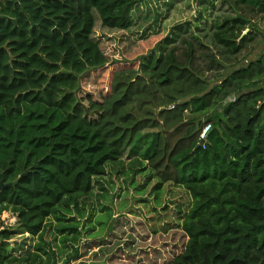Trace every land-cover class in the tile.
I'll use <instances>...</instances> for the list:
<instances>
[{
  "label": "trees",
  "instance_id": "obj_1",
  "mask_svg": "<svg viewBox=\"0 0 264 264\" xmlns=\"http://www.w3.org/2000/svg\"><path fill=\"white\" fill-rule=\"evenodd\" d=\"M180 2L0 0V264H48L73 241L68 263L96 208L113 215L115 179L165 202L151 229L170 220L188 238L170 264H264V50L246 52L264 0H197L219 13L212 34L186 21L164 36ZM150 22L151 52L110 60L98 28ZM107 71L106 91H87ZM23 234L35 251L16 255Z\"/></svg>",
  "mask_w": 264,
  "mask_h": 264
},
{
  "label": "rangeland",
  "instance_id": "obj_2",
  "mask_svg": "<svg viewBox=\"0 0 264 264\" xmlns=\"http://www.w3.org/2000/svg\"><path fill=\"white\" fill-rule=\"evenodd\" d=\"M201 13L203 14L202 23L195 24L194 21L197 17H201ZM217 15L219 13L211 7H206L203 10L197 0H181L178 6H175L171 16L169 15V18L163 20L160 30L163 31L164 36L172 37L178 30L177 27L188 21L193 22L191 25L193 31L199 32L193 29V27L199 26L204 29V32H199L201 35L204 33L211 35L212 27L217 22ZM150 25L151 22L142 29H132L127 33L98 28L97 36H101V41L110 60L124 63L139 55H144L148 51L151 52L155 44L162 38L161 36L142 40L146 38L144 30L148 29L147 26ZM259 29L263 32L258 34V41L251 44L246 51L250 52L252 59L257 58L264 50V22L259 25ZM248 31L249 29L245 30L244 34H247ZM158 54L159 50L153 55L156 57ZM116 66L114 65V67ZM101 74L99 79L92 78V80L94 79L92 88H87V91L96 94L106 91L110 71ZM214 76L216 77L214 72L208 73V78L211 80L214 79ZM140 154L143 155L144 151H140ZM115 187L111 196L112 202L110 199L106 204L114 209L113 215L109 216L108 211L103 212L96 208L95 215L87 218V221L83 223L84 228L80 230L81 238L76 245L79 254L67 263V260L73 255L72 249L75 246H70L73 241L69 242L68 247L59 242L54 247L57 250V257H52L48 264H170L176 255L183 252L188 238L181 228L174 226V222L168 220L169 224H166L165 220L162 222L163 227L159 226L157 232L151 229L148 218L151 215L157 217L158 212L150 214L148 212L154 210V207L160 211L165 202H162V206H157L153 197H150L151 195L139 196L132 188L127 190L123 182L116 179ZM126 191H128L127 194ZM126 195L129 197L128 201H125ZM169 198L167 196V199ZM176 198L173 197L170 201H174ZM146 201L147 207L143 204ZM100 217L103 222L105 221L104 227L97 222ZM2 219L5 226H14L17 221V217L10 212H4ZM90 224H94L95 227L90 228ZM88 228L91 229L90 232L86 231ZM166 228L167 230H165ZM37 241L36 237L28 234L16 235L11 239V250L16 255L34 252ZM42 257L47 261V256Z\"/></svg>",
  "mask_w": 264,
  "mask_h": 264
},
{
  "label": "built area",
  "instance_id": "obj_3",
  "mask_svg": "<svg viewBox=\"0 0 264 264\" xmlns=\"http://www.w3.org/2000/svg\"><path fill=\"white\" fill-rule=\"evenodd\" d=\"M210 130H211V125H210V124L207 125V126L204 128V130H203V132H202V135H201V138H202L203 141L206 139V137H207V135H208V133H209Z\"/></svg>",
  "mask_w": 264,
  "mask_h": 264
},
{
  "label": "water",
  "instance_id": "obj_4",
  "mask_svg": "<svg viewBox=\"0 0 264 264\" xmlns=\"http://www.w3.org/2000/svg\"><path fill=\"white\" fill-rule=\"evenodd\" d=\"M9 184H3V183H1L0 184V192L6 187V186H8Z\"/></svg>",
  "mask_w": 264,
  "mask_h": 264
}]
</instances>
